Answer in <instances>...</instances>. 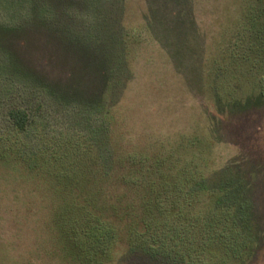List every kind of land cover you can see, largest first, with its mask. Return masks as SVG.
I'll list each match as a JSON object with an SVG mask.
<instances>
[{"label":"rangeland","instance_id":"obj_1","mask_svg":"<svg viewBox=\"0 0 264 264\" xmlns=\"http://www.w3.org/2000/svg\"><path fill=\"white\" fill-rule=\"evenodd\" d=\"M224 79L236 100L217 98ZM16 107L30 118L21 134ZM10 149L24 172L3 167ZM56 160L44 175L89 176L93 189L188 165L187 192L225 193L245 263L264 264V0H0V264H24L42 238L29 214L50 204L33 205L25 171ZM113 264L171 263L138 249Z\"/></svg>","mask_w":264,"mask_h":264},{"label":"trees","instance_id":"obj_2","mask_svg":"<svg viewBox=\"0 0 264 264\" xmlns=\"http://www.w3.org/2000/svg\"><path fill=\"white\" fill-rule=\"evenodd\" d=\"M228 57L230 62L221 67L224 75L234 76L241 65L233 54ZM224 80L213 84L217 98L228 102L236 100L237 97L229 93L230 83ZM8 117L16 133L27 130L30 118L25 109L12 108ZM207 148L205 153L208 154ZM14 155L11 149L2 155L4 168L22 169L23 166L18 167L11 161ZM63 157L61 155L58 160ZM58 160L48 165L42 162L43 168L37 177L25 171L28 179L37 183H33L35 191L30 199L33 205L41 206L47 201L50 208L46 216H42L41 208L30 211L32 218H38L32 230L38 236L44 230L42 238L39 236V240L32 243L31 253L23 259L24 264H45L46 261L48 264H113L124 253L138 249L171 264H194L198 260L203 264L215 262L217 249L218 264H246L247 234L235 216V204L225 202V193L221 191L187 192L194 183V176L189 177L188 165L178 167L174 162V169L162 171H171L170 178L163 174L158 180L153 179L160 175L159 169L157 172L153 166L148 169L152 173L144 181L139 180L136 171L129 182L124 179L110 181L105 189H93L91 181L94 178L89 176L71 178L65 175L56 180L44 175L46 167L56 166ZM23 170L24 167L21 172ZM121 182L127 185L126 193L121 194L114 187L122 185ZM130 192L134 193L133 198L128 195ZM200 203L202 209L196 210ZM198 243L201 246H196Z\"/></svg>","mask_w":264,"mask_h":264}]
</instances>
